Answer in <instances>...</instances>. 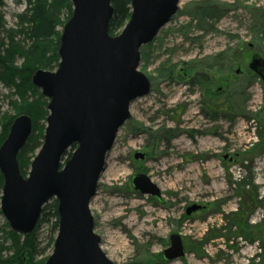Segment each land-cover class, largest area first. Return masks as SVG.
<instances>
[{
    "label": "rangeland",
    "instance_id": "obj_1",
    "mask_svg": "<svg viewBox=\"0 0 264 264\" xmlns=\"http://www.w3.org/2000/svg\"><path fill=\"white\" fill-rule=\"evenodd\" d=\"M206 3L217 6L199 17ZM27 6L2 0L0 39ZM253 57L264 60V0H180L141 48L150 91L131 103L89 205L114 264H264V83L248 66ZM9 93L0 83V113L11 114ZM137 173L162 196L134 191ZM192 204L202 208L187 215ZM51 221L38 226L41 247ZM171 233L185 255L160 261Z\"/></svg>",
    "mask_w": 264,
    "mask_h": 264
},
{
    "label": "water",
    "instance_id": "obj_2",
    "mask_svg": "<svg viewBox=\"0 0 264 264\" xmlns=\"http://www.w3.org/2000/svg\"><path fill=\"white\" fill-rule=\"evenodd\" d=\"M179 1L131 0L128 21L110 35L111 0H71L72 13L59 37L57 67L33 73L32 84L48 100L43 141L22 176L17 154L31 135L32 121L21 114L11 122L0 145V211L10 229L27 234L35 229L42 206L57 199L58 228L44 264H114L100 248L89 205L107 152L130 117L131 103L150 91L148 77L138 69L140 48L169 22ZM248 66L264 82V60L253 57ZM72 144L76 147L63 163ZM134 157L141 160L144 154L136 152ZM130 184L142 195L162 196L144 173L132 175ZM201 208L192 204L185 212ZM161 255L166 261L185 255L179 234L168 236Z\"/></svg>",
    "mask_w": 264,
    "mask_h": 264
},
{
    "label": "trees",
    "instance_id": "obj_3",
    "mask_svg": "<svg viewBox=\"0 0 264 264\" xmlns=\"http://www.w3.org/2000/svg\"><path fill=\"white\" fill-rule=\"evenodd\" d=\"M27 8L18 15L19 28L7 30L0 39V83L9 89L6 96L9 113H0V145L6 138L13 119L21 114L31 118L32 131L25 145L17 154V162L22 176L29 171L32 158L42 145L48 100L31 82L33 73L38 69L53 70L56 68L59 55L60 30L72 13L71 0H26ZM2 0H0V6ZM113 15L108 23V32L115 35L123 28L131 14V0H111ZM216 4L206 3L200 13L212 11ZM0 20V27L3 28ZM143 47V46H142ZM141 47V48H142ZM141 54V49H140ZM18 61L20 63L18 64ZM18 64V65H17ZM264 87V85H263ZM76 145L64 153L63 162L72 154ZM3 176L0 172V197ZM1 215V211H0ZM53 218L45 247L37 239V229L41 222ZM242 221V213L235 218ZM58 228L57 199L50 198L41 208V214L35 229L21 234L10 229L7 222L0 227V264H44L47 255L45 249H52ZM162 255L158 260L163 261ZM165 261V260H164Z\"/></svg>",
    "mask_w": 264,
    "mask_h": 264
},
{
    "label": "flooded vegetation",
    "instance_id": "obj_4",
    "mask_svg": "<svg viewBox=\"0 0 264 264\" xmlns=\"http://www.w3.org/2000/svg\"><path fill=\"white\" fill-rule=\"evenodd\" d=\"M253 73L262 81V78H261V76L258 73H255V72H253ZM220 91H222V87L221 86L216 89L217 93H219Z\"/></svg>",
    "mask_w": 264,
    "mask_h": 264
}]
</instances>
